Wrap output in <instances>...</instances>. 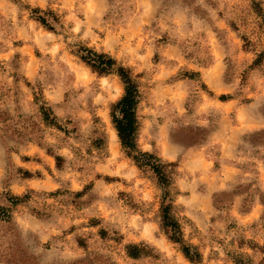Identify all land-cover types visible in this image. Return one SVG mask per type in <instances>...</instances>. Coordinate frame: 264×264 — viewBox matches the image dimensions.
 <instances>
[{"label":"rangeland","instance_id":"374dc122","mask_svg":"<svg viewBox=\"0 0 264 264\" xmlns=\"http://www.w3.org/2000/svg\"><path fill=\"white\" fill-rule=\"evenodd\" d=\"M85 48L131 72L169 185L122 147L125 85ZM0 205V264H264V0H0Z\"/></svg>","mask_w":264,"mask_h":264},{"label":"trees","instance_id":"16d2710c","mask_svg":"<svg viewBox=\"0 0 264 264\" xmlns=\"http://www.w3.org/2000/svg\"><path fill=\"white\" fill-rule=\"evenodd\" d=\"M37 19L47 28L54 29L45 16L39 15L37 16ZM85 50L86 53L82 54L80 57L86 64L99 74H117L125 85V94L113 105L112 108V122L117 130L122 147L125 149L128 156L131 157L140 168H149L157 175L159 183L165 186L169 185L171 179L167 174L164 165L160 163L158 156L151 152H144L138 147V89L133 81L131 72L125 66L119 64L117 59L108 53L97 52L88 48H85ZM223 99H225V97H223ZM42 113L45 120H50L49 109L43 107ZM52 120L51 122L55 121ZM57 160H60V158L57 157ZM14 201H19V198L15 196ZM171 210V204H163V228L172 241L182 243V227L180 222L172 215ZM9 217V210L0 205V220L8 219ZM191 251L192 249L190 247L183 245V252L185 255L189 259H194L195 254ZM236 264L241 263L237 262Z\"/></svg>","mask_w":264,"mask_h":264}]
</instances>
